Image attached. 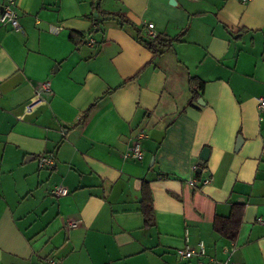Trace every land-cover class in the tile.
<instances>
[{
    "label": "crops",
    "instance_id": "obj_1",
    "mask_svg": "<svg viewBox=\"0 0 264 264\" xmlns=\"http://www.w3.org/2000/svg\"><path fill=\"white\" fill-rule=\"evenodd\" d=\"M10 1L22 31L0 23V264H264V0H0V13ZM149 23L179 41L154 57ZM141 131L143 160L126 158ZM237 205L232 241L214 222ZM200 242L204 257L180 261Z\"/></svg>",
    "mask_w": 264,
    "mask_h": 264
},
{
    "label": "built area",
    "instance_id": "obj_2",
    "mask_svg": "<svg viewBox=\"0 0 264 264\" xmlns=\"http://www.w3.org/2000/svg\"><path fill=\"white\" fill-rule=\"evenodd\" d=\"M247 1V0H244ZM15 2L10 1L6 5L3 6L2 11L0 13V23L2 25H10L15 31H22L20 23L18 21V17L15 11ZM96 23L94 24L95 27ZM147 39L150 41H153L159 37V34L156 31V27L153 23H149L147 25ZM90 45L94 46L96 43L93 39L89 42ZM52 88L50 82H44L36 96L26 105V110L28 112H33L39 105L43 103V95L51 94ZM259 108L264 109V98L259 99ZM146 137V134L144 131H141L137 134V140L136 142L128 149V151L125 154L126 158H131L136 161H142L144 158V152L141 146V140H143ZM39 167L41 169H47L50 171H53L56 167L55 160L48 156L43 155L39 158ZM194 171L198 170V166L195 165L193 167ZM212 182L211 178L205 179L202 184L203 185H209ZM197 180H192L191 185L196 186ZM53 194L58 197H62L68 194V191L63 187L59 186L53 190ZM71 228H75L77 226L76 222H72L69 224ZM206 254L205 245L203 242H200L197 249L186 247L183 249H179L177 251V255L180 259V261H189L194 258L198 257H204ZM52 264H56L53 262ZM209 264H231L228 261L226 262H220L216 260H211Z\"/></svg>",
    "mask_w": 264,
    "mask_h": 264
},
{
    "label": "trees",
    "instance_id": "obj_3",
    "mask_svg": "<svg viewBox=\"0 0 264 264\" xmlns=\"http://www.w3.org/2000/svg\"><path fill=\"white\" fill-rule=\"evenodd\" d=\"M93 12H97L99 17L106 18L110 16L102 11H100L99 7H96L94 4L92 5ZM111 18V17H107ZM99 22H96L94 29L88 34L89 36L93 35L96 30H99ZM70 39L75 42H83L85 39V34L82 33H71ZM179 39H169L165 40L162 37H158L153 41H142L145 46L153 53V56L162 55L164 50L173 46L174 42H178ZM205 83L198 78L194 77L190 80V91L192 94V102H197L198 100H202V92L204 89ZM191 105V103H190ZM96 106V104L92 105L90 109L87 111L83 119L85 120L92 109ZM203 168V167H202ZM201 174H197V177H200ZM141 213L144 217V222L146 227L154 226L155 224V212H154V202L151 190L147 184L143 186L142 191V201H141ZM244 214V206L237 205L234 206L232 212L229 217H217L214 222V229L221 234L223 237L229 240H236L240 227L242 225V218Z\"/></svg>",
    "mask_w": 264,
    "mask_h": 264
},
{
    "label": "water",
    "instance_id": "obj_4",
    "mask_svg": "<svg viewBox=\"0 0 264 264\" xmlns=\"http://www.w3.org/2000/svg\"><path fill=\"white\" fill-rule=\"evenodd\" d=\"M198 104L199 105H202V106L205 105V103L203 102V100H199ZM242 143H243V140L242 139H239L238 140V143H237L236 150H238L241 147ZM209 155H210V150L208 148H204L202 150L201 154H200V162L198 163L197 173L200 174L202 172V166L204 165V163H206L209 160Z\"/></svg>",
    "mask_w": 264,
    "mask_h": 264
}]
</instances>
